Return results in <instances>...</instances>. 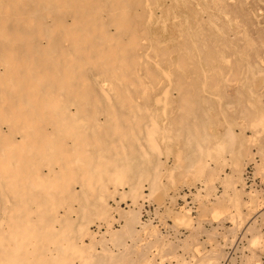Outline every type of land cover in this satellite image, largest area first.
<instances>
[{"label": "bare ground", "instance_id": "1", "mask_svg": "<svg viewBox=\"0 0 264 264\" xmlns=\"http://www.w3.org/2000/svg\"><path fill=\"white\" fill-rule=\"evenodd\" d=\"M260 5L264 0H0V264L150 259L148 248L163 235L141 220L138 201L147 196L143 179L154 192L163 186L157 154L180 150L168 178L175 168L211 176L203 156L244 153L235 118L263 119ZM194 7L204 19L190 18ZM234 23L242 45L223 35ZM228 81L232 94L224 91ZM126 197L132 203L123 209L117 204ZM95 218L104 230L90 229ZM255 218L264 219V209L247 226L251 244L259 241ZM143 232L154 241L141 246ZM193 239L169 248L189 249ZM254 260L247 254L240 263Z\"/></svg>", "mask_w": 264, "mask_h": 264}, {"label": "rangeland", "instance_id": "2", "mask_svg": "<svg viewBox=\"0 0 264 264\" xmlns=\"http://www.w3.org/2000/svg\"><path fill=\"white\" fill-rule=\"evenodd\" d=\"M195 8L197 7H194L193 12L190 13L192 14L190 18L194 22L196 21L195 19L203 18L199 8ZM258 12L264 16V5L258 6ZM178 23L177 20L174 24ZM235 23L227 26L231 29H224L223 35L226 36L227 40L242 45L245 41L242 34L235 31ZM233 82L228 81L229 84L226 85L224 90L226 93L232 94ZM217 89L219 92L218 87H216ZM246 105L250 108H255V104L252 101H246ZM260 119L262 120L255 121V118H253L243 121L240 118H235L234 131L245 134L243 142L244 153L238 158L233 157L229 153H225L226 155L223 154L218 158L203 156V159L206 160L205 163L209 167L208 169L212 168V171L208 170V173L211 172V176L206 173L203 176L192 177L190 173H185L182 169L175 168L173 169L174 178H168L165 170L167 171L169 165L173 167L174 164L177 165L182 161L180 150L175 147L172 154H168V157L164 155L165 153L157 154V158L165 165L157 178V182L163 186H160L154 192L148 187L149 182L143 179L141 190L147 196L142 198L144 200L138 201V203H142L140 208L141 220L149 219L151 229H154V232L161 233L163 236L160 243L153 244L148 248L150 259L143 260L137 264H242L240 260L247 254L250 256L252 253L255 256L253 264H264V219L255 218V222L258 221L257 236L259 241L257 243H250L249 239L253 234L247 230V226L254 219L255 214L264 209V187L260 186L264 185V150L260 148L262 143H264V115ZM215 129L222 132L223 126H216ZM257 148L261 152L257 151ZM200 188L201 190H197ZM234 192H237V195ZM172 194H175L174 197ZM114 199L116 201L119 198L115 195L113 198L108 197L107 199V203L111 207L115 206ZM137 199L141 198L137 197ZM188 199L194 204V213L190 211L191 207H187L186 202ZM136 200H133V202ZM131 203L132 199L126 197L120 200L117 205L127 209L128 204ZM161 205L162 207H160ZM157 209L160 211L164 210L162 214H164L165 218L161 219L159 214H155ZM188 213L192 214V216H189ZM112 214H114L116 219L117 214ZM195 220L201 221V224H199L200 228L196 231ZM102 221V219L98 218L93 219L90 223V229H93L92 231L94 232L97 230L96 224H100V226L98 225L100 231L104 230ZM119 223L121 222L113 221V227L118 228ZM173 225L174 227L171 228ZM192 233L195 234V239H193L189 249L176 247L174 250L169 248L171 243L185 239ZM153 234L151 236L143 232L139 244L142 246L147 241H154Z\"/></svg>", "mask_w": 264, "mask_h": 264}, {"label": "built area", "instance_id": "3", "mask_svg": "<svg viewBox=\"0 0 264 264\" xmlns=\"http://www.w3.org/2000/svg\"><path fill=\"white\" fill-rule=\"evenodd\" d=\"M260 186L264 187V185H260ZM186 203H187L188 207H191L190 211H192V213H194L193 211L195 210L194 209L195 207H194V204L190 201V199H188Z\"/></svg>", "mask_w": 264, "mask_h": 264}]
</instances>
